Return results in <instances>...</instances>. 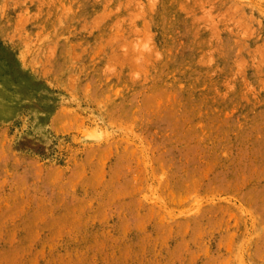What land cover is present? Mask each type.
I'll return each instance as SVG.
<instances>
[{
    "label": "rangeland",
    "instance_id": "obj_1",
    "mask_svg": "<svg viewBox=\"0 0 264 264\" xmlns=\"http://www.w3.org/2000/svg\"><path fill=\"white\" fill-rule=\"evenodd\" d=\"M0 264H264V0H0Z\"/></svg>",
    "mask_w": 264,
    "mask_h": 264
}]
</instances>
